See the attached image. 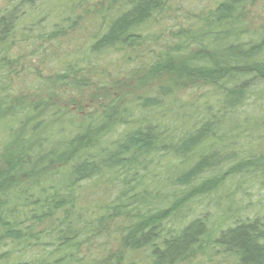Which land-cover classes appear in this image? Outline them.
Instances as JSON below:
<instances>
[{"label":"trees","instance_id":"obj_1","mask_svg":"<svg viewBox=\"0 0 264 264\" xmlns=\"http://www.w3.org/2000/svg\"><path fill=\"white\" fill-rule=\"evenodd\" d=\"M257 8L0 0V264H264Z\"/></svg>","mask_w":264,"mask_h":264},{"label":"rangeland","instance_id":"obj_2","mask_svg":"<svg viewBox=\"0 0 264 264\" xmlns=\"http://www.w3.org/2000/svg\"><path fill=\"white\" fill-rule=\"evenodd\" d=\"M251 17H253V21L255 24L264 22V9L257 8L252 12ZM33 63V62H32ZM39 63L34 62V67H37ZM45 74V73H44Z\"/></svg>","mask_w":264,"mask_h":264}]
</instances>
